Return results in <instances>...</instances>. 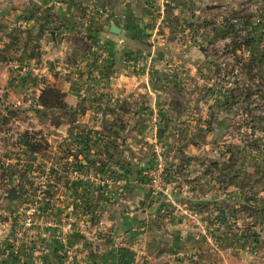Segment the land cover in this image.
I'll use <instances>...</instances> for the list:
<instances>
[{"label":"rangeland","instance_id":"1","mask_svg":"<svg viewBox=\"0 0 264 264\" xmlns=\"http://www.w3.org/2000/svg\"><path fill=\"white\" fill-rule=\"evenodd\" d=\"M99 1L79 0L77 18L66 10L54 23L50 1L46 10L42 0H0V123L11 118L0 127V264H50V240L59 262L73 264L63 240L79 227L107 232L108 218L88 215L95 199L123 206L132 156L147 160L136 174L152 204L161 200L149 224L173 228L160 234L157 264H264V0L151 2L119 24L121 46L131 45L119 59L101 37L109 13ZM241 10L252 13L260 41L232 53L224 20ZM121 73L142 91L152 80L139 110L158 99L162 127L149 121V136L129 131L130 109L115 105L124 94L112 102L100 89ZM49 86L64 96L61 110L42 106ZM72 88L83 95L76 104ZM27 132L47 148L29 154ZM158 161L165 173L153 192Z\"/></svg>","mask_w":264,"mask_h":264},{"label":"crops","instance_id":"2","mask_svg":"<svg viewBox=\"0 0 264 264\" xmlns=\"http://www.w3.org/2000/svg\"><path fill=\"white\" fill-rule=\"evenodd\" d=\"M42 1L44 2V4H47L45 3L47 1L52 2L50 4H53V7L50 9V11H48V13L51 14L52 17L50 18L51 21H54V23L60 21L61 15L62 18H64L63 13L66 12V10L67 12L68 10L75 12L72 14H70L69 12L68 18H77L76 12H78L80 8H82L81 4L79 3V0H62V2H60L59 0ZM99 2L102 3V9H107L109 13L108 15H102V19L106 18V24H108L109 26L108 29L102 32L101 37L104 39L105 42L109 41L113 43L112 48L115 49V55L119 59V57H121L122 55L121 49L127 48L130 50L131 45H127V43H130V41L128 40L129 42H125V45L127 46H121V44L123 43V39L120 36L115 35L111 32L112 26L119 27V24H121V22H124L126 18L136 19L137 17H139V13L137 12V10H142L146 8L147 4H152L151 2L154 3L156 2V0H100ZM48 9L49 4L46 5V10ZM54 37L55 35L53 34V38ZM127 39L128 38L126 37V40ZM147 66H143L140 70L142 71V75H144V81L146 78L145 74L149 75L147 72V68L149 67ZM156 67L159 66L156 65L155 68ZM123 69L124 67L117 66L113 69V71H115L116 73L123 72ZM124 74L125 73H123L122 75L121 73V75H118L110 83L108 82L101 84L100 89L104 91L108 90L111 92V96H109V98L112 102H115L114 100H112V96L116 95L118 97V95L124 94L126 96V99L122 100L121 98H119L116 101L115 105L117 106L126 104L130 109L131 112L128 114L127 117L131 120L130 123L133 122L136 124L134 126L131 124L129 131L134 136H141L142 134H145V136H149L150 134L147 133L145 130L148 127V122L155 121L158 128L159 126H161L160 124L158 125V121H162L160 113L158 112L159 108L157 107V105L160 103L158 99L157 101L151 100V109L146 108L148 109L146 111L139 110L141 103L143 105L147 101L145 100L147 96H145L144 93H150L146 92V89L149 88L148 85L152 86V80L149 84L146 83V88L144 89V92V90L142 91V89H140V87L142 86L138 84V82H136L133 77L131 78L129 75ZM141 83L143 82L141 81ZM84 88H88V86H84ZM71 92L72 95L70 96L73 99L68 98V101H72V104L78 103L79 99H81L83 95H80L81 93L75 94V88H72ZM140 94L143 96H141ZM116 96L115 98L117 99ZM121 102L122 104H120ZM86 104L88 105L89 101H86ZM146 105L148 104L146 103ZM94 112L95 116L99 115V113H96V110H92L91 114H94ZM87 114L89 115L90 111L88 112L87 110L86 116ZM134 146L136 147V145ZM127 148L128 150L132 149V147L130 146H127ZM132 158L133 159L132 163L130 164V170L134 172V176H132V173H128L125 176V179H121L124 183L127 184L125 196L126 198H124L123 206H118L119 208H117L115 206L118 203H116L115 206L110 205L106 208L101 201L102 198L95 199L96 201L94 202L98 211H92L90 212V215H88V217L93 218H91V220L95 221L99 216H102L103 218H108L109 223L107 222L106 224V227L108 229L107 232H98L100 231L98 230V225H94V227H91L90 230H87L83 227H79L77 229L75 228V232L73 233L75 235L68 236L67 238H65L66 240H63L66 246L71 249L70 251L75 254L73 264L162 263V257L160 253L161 249H165V245H163L164 242L162 241V237L160 236V234H171L172 230L170 229L172 227H161L157 226V224H149V218L150 216L154 215V212L156 211L155 209L158 207L161 200L156 199L154 204H152L154 200L151 197L146 184L144 183V179L136 174L135 170L139 171L147 166V160H145V157L137 158L132 156ZM155 216H153V218ZM106 227H102V229L106 230ZM52 240L55 239L53 238ZM46 245L47 250L49 251V257H46V260L50 264H61V262H59L58 255L52 253L54 248L57 250H61L60 246L58 247L59 244H56V241L55 243H53L50 240L48 241V243H46ZM158 253L159 255L157 256ZM166 263L167 260L163 262V264Z\"/></svg>","mask_w":264,"mask_h":264},{"label":"trees","instance_id":"3","mask_svg":"<svg viewBox=\"0 0 264 264\" xmlns=\"http://www.w3.org/2000/svg\"><path fill=\"white\" fill-rule=\"evenodd\" d=\"M253 15L252 13H246L244 11L232 12L230 16L224 20L225 25H227V30L229 35H235V39L231 42L228 48L232 50V53H236L237 51H241L242 49L249 50L254 44H257L260 40L257 34H253ZM243 31H248L245 36H242ZM253 60V59H252ZM256 59H254L255 62ZM254 68V63L249 65L248 70ZM252 73V72H251ZM244 96V95H243ZM252 96V90L245 94L246 99H250ZM64 96L57 91L53 87H48L43 93L42 96V106L45 107L49 111L61 110L64 107ZM7 111H10L7 109ZM13 114V112H10ZM11 122V118L3 117L1 119L0 127L3 125H8ZM24 146H26L29 154H37L45 150L47 148L44 142H38L30 133H26L23 136ZM230 179V178H229ZM233 179V178H232ZM230 183H232L230 179ZM243 188H246L244 185ZM247 210L251 212H255L254 207H247ZM264 211V210H263Z\"/></svg>","mask_w":264,"mask_h":264},{"label":"built area","instance_id":"4","mask_svg":"<svg viewBox=\"0 0 264 264\" xmlns=\"http://www.w3.org/2000/svg\"><path fill=\"white\" fill-rule=\"evenodd\" d=\"M165 173V165L158 161L156 165V171L151 173L150 176V186L153 190V192H159L162 191V176ZM67 264H71V261L69 259V262Z\"/></svg>","mask_w":264,"mask_h":264},{"label":"water","instance_id":"5","mask_svg":"<svg viewBox=\"0 0 264 264\" xmlns=\"http://www.w3.org/2000/svg\"><path fill=\"white\" fill-rule=\"evenodd\" d=\"M209 9H214V8L212 7ZM111 32L114 33L115 35L120 36L123 40H126L125 33L118 26H112Z\"/></svg>","mask_w":264,"mask_h":264}]
</instances>
